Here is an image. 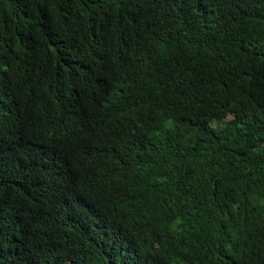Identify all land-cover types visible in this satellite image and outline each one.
I'll use <instances>...</instances> for the list:
<instances>
[{"label":"trees","instance_id":"trees-1","mask_svg":"<svg viewBox=\"0 0 264 264\" xmlns=\"http://www.w3.org/2000/svg\"><path fill=\"white\" fill-rule=\"evenodd\" d=\"M0 264H264V0H0Z\"/></svg>","mask_w":264,"mask_h":264},{"label":"clouds","instance_id":"clouds-1","mask_svg":"<svg viewBox=\"0 0 264 264\" xmlns=\"http://www.w3.org/2000/svg\"><path fill=\"white\" fill-rule=\"evenodd\" d=\"M19 151V150H18ZM38 152V150H34L32 153V156L36 155V153ZM17 153V152H16Z\"/></svg>","mask_w":264,"mask_h":264}]
</instances>
